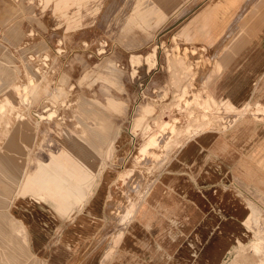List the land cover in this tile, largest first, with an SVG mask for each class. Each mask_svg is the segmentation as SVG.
Masks as SVG:
<instances>
[{"label":"rangeland","instance_id":"rangeland-1","mask_svg":"<svg viewBox=\"0 0 264 264\" xmlns=\"http://www.w3.org/2000/svg\"><path fill=\"white\" fill-rule=\"evenodd\" d=\"M10 68L13 84L3 87ZM189 68L185 99L210 89V72L214 94L241 90L245 99L233 102L263 107L264 0H0V147L24 124L16 171L0 168L10 201L0 208V264H264V111L249 113L250 131L211 160L216 180L196 170L201 145L177 166L175 148L157 156L141 146L161 115L185 125L174 103ZM62 153L54 177L34 178ZM160 173L194 176L186 192L197 199L175 195L173 204L165 195L177 191L162 185L154 208L128 214ZM169 205L181 224L170 233L160 227ZM129 231L136 263L118 251Z\"/></svg>","mask_w":264,"mask_h":264},{"label":"bare ground","instance_id":"bare-ground-1","mask_svg":"<svg viewBox=\"0 0 264 264\" xmlns=\"http://www.w3.org/2000/svg\"><path fill=\"white\" fill-rule=\"evenodd\" d=\"M231 47H226V50L224 51L225 54H230ZM240 63H236L234 68L235 70L238 69ZM195 66V64H193ZM216 71L219 70V64L217 63L215 67ZM188 73L190 74L188 81L185 83V88L182 92H180L178 96V100L174 103L175 109L178 110L181 114H183L186 118L185 125L179 123L177 121V118L171 116V121L166 120L162 115L154 121V134L152 133L151 136H149L147 142L142 144V148L145 149V147H153L156 150V155L159 156V153H162L163 151L167 152L164 155L168 154L170 151L169 149L175 148V153H172L174 158H176L175 166L182 164L184 160H189L191 158L192 152H200V145L208 151H201V157H199L197 163L196 170L201 167L199 171L203 169V178L204 180L210 181L213 179L219 178L220 174V167L219 168H212L209 165L213 164L211 160L218 158L219 153H221V149L228 145L229 148H231V143H234L237 138H241L243 135H245L246 132L250 131L249 122H248V114L252 113L255 114L254 111H264V105L261 108L251 109L249 103L242 102V103H235L234 100H244V92L241 90L238 91L236 94L227 96L219 87V93L218 95L214 94L213 91L210 89H215L219 84L217 81H212L211 76L212 73L208 72L206 79L202 82V85L207 87L209 86L210 89L205 90V94H193V97L191 100L185 99L187 97V93L191 89L192 85V79L194 76L195 71L193 69L189 68L187 69ZM11 84H13V75H12V69H9V72H6L4 74L3 80H1V86L8 87ZM14 86L17 87V84L14 83ZM202 86V87H203ZM200 90V89H199ZM196 91V90H195ZM192 93V92H191ZM189 94V93H188ZM189 96V95H188ZM191 96V94H190ZM1 107V105H0ZM242 107V108H240ZM222 116H227L226 119H218ZM181 124V125H180ZM8 128V127H7ZM24 130V124L23 123H17L16 126L9 127L8 134L5 139H3V146H1L0 151H2V154L0 155V164L3 162H9V156H6L3 154V151H7L11 147H16L17 145V137L18 135H21V132ZM226 130V131H225ZM163 131H166L167 133L173 135L168 136L165 138L164 142H160V140L157 137V133H161ZM156 133V134H155ZM21 137V136H20ZM180 137L179 140L177 138ZM172 138L174 140H172ZM69 139H65L66 147L68 148ZM226 143V144H225ZM91 144V143H90ZM197 144V145H195ZM89 145V141L82 140L80 147L86 148ZM17 149V147H16ZM63 150V149H62ZM158 150V151H157ZM179 152H178V151ZM1 153V152H0ZM61 155V156H60ZM50 160L49 167L43 166V169L41 168V171L45 175H36L35 179H41L42 177H54V174L57 170H60V166L62 161H64V154H60ZM179 155V156H178ZM171 163L168 165L170 166ZM204 165H207L208 168H204ZM214 165V164H213ZM241 166V165H240ZM242 168V167H241ZM243 169V168H242ZM239 170V169H238ZM175 170L168 169L169 174H173ZM185 171V170H184ZM214 171H217L214 172ZM246 172L250 175L249 171L246 170ZM182 172L179 173V175ZM157 174V173H156ZM256 174V173H255ZM163 176L161 173L159 174V177L156 181H160V179ZM156 179V178H155ZM180 180L178 181H169L170 179H164L162 178L161 183L154 184L150 189H148L147 195L143 192L140 194V196L137 198V200L133 203L134 206H131V208L127 209V213L135 214L137 212V209L139 205L142 203H148L149 207L145 206L146 208H154L152 201H156L160 194L162 193V185L164 186H171L173 189L177 191L175 194L172 191H168L167 195H165L166 201H169L173 204H178V200L176 199V196L182 197L183 195L186 197L193 198V200L197 199V195L192 196V194L187 191L186 187L190 188V184L188 183L189 180L192 182L194 179V176L191 174H188L187 178L179 177ZM253 182L256 185L262 184L263 181L260 179L258 175L253 176ZM197 186V182H196ZM198 187V186H197ZM166 194V193H165ZM179 194V195H177ZM41 195V194H37ZM146 195V196H145ZM176 195V196H175ZM127 202V201H126ZM151 202V203H150ZM189 200L187 201V203ZM144 207V206H143ZM144 207V209H145ZM177 207V206H175ZM179 207V206H178ZM180 210V213L182 210H186V208H178ZM163 217L160 220V227L161 229H165L167 232L170 233V227L172 225L178 227L181 225L177 218H175L174 208L172 205L167 206V208H163ZM195 210L192 209L190 206L187 210V212L193 213ZM191 216V214H190ZM131 220V219H130ZM146 222L149 223V220H146ZM146 223V225L148 224ZM203 224V223H202ZM7 224L2 222L0 220V232L5 228ZM7 229V228H6ZM130 235H133L134 241L130 242L128 239ZM170 235L168 238L169 240H173L174 238ZM138 238V235H136V232H128V235H124L120 239V243L118 245V251H120V254L129 253L131 254L130 259L137 261L140 257L136 255V252L131 253L132 250H134L136 245V239ZM114 239V238H113ZM107 261V260H106Z\"/></svg>","mask_w":264,"mask_h":264},{"label":"crops","instance_id":"crops-1","mask_svg":"<svg viewBox=\"0 0 264 264\" xmlns=\"http://www.w3.org/2000/svg\"><path fill=\"white\" fill-rule=\"evenodd\" d=\"M23 138L22 137H20V135L17 137V140L19 141V140H22ZM19 144H21V142H18V144L16 145V147H17V149H16V147H11L10 149H8L7 151H3V154L4 155H6V156H9V162H3V163H1L0 164V168H1V171H5V172H7V171H16V169H13V165H15L16 166V164H14V159H15V156H18V155H20V154H22V153H20L21 152V148L19 147ZM1 149V148H0ZM23 149V148H22ZM1 153H0V155L2 154V151H0ZM13 157V158H12ZM68 165H69V163H68ZM41 169H38V171H40ZM1 190H0V194H1ZM5 194H8V195H10V193H9V190H7L6 192H5ZM5 200H7L5 197L3 198L1 195H0V208L1 207H5V206H7L9 203H10V201L9 202H7L6 203V205H5ZM9 206V205H8ZM0 218H2V215L0 216Z\"/></svg>","mask_w":264,"mask_h":264}]
</instances>
